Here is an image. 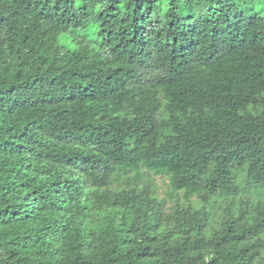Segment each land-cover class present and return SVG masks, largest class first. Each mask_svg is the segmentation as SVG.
<instances>
[{"label": "trees", "instance_id": "1", "mask_svg": "<svg viewBox=\"0 0 264 264\" xmlns=\"http://www.w3.org/2000/svg\"><path fill=\"white\" fill-rule=\"evenodd\" d=\"M0 264H264V0H0Z\"/></svg>", "mask_w": 264, "mask_h": 264}, {"label": "rangeland", "instance_id": "2", "mask_svg": "<svg viewBox=\"0 0 264 264\" xmlns=\"http://www.w3.org/2000/svg\"><path fill=\"white\" fill-rule=\"evenodd\" d=\"M155 179L162 189H164L166 187V184L169 182L167 178L161 176H155Z\"/></svg>", "mask_w": 264, "mask_h": 264}]
</instances>
